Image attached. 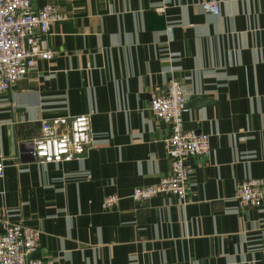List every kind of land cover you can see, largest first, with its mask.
<instances>
[{
    "label": "crops",
    "instance_id": "crops-1",
    "mask_svg": "<svg viewBox=\"0 0 264 264\" xmlns=\"http://www.w3.org/2000/svg\"><path fill=\"white\" fill-rule=\"evenodd\" d=\"M33 0L54 2L55 51L0 94V232L41 231L47 264H264V203L242 206L238 181L264 178V0ZM187 89L186 129L208 132L192 156L188 197L138 202L136 186L172 172L171 125L152 96L172 78ZM91 112L85 156L42 162L43 118ZM117 192L119 204L102 207Z\"/></svg>",
    "mask_w": 264,
    "mask_h": 264
},
{
    "label": "built area",
    "instance_id": "built-area-1",
    "mask_svg": "<svg viewBox=\"0 0 264 264\" xmlns=\"http://www.w3.org/2000/svg\"><path fill=\"white\" fill-rule=\"evenodd\" d=\"M204 11L221 12L217 0L202 2ZM67 16L54 2L35 6L33 0H0V94L38 66L55 51L47 44L54 22ZM187 89L184 82L172 77L167 86L155 93L150 109L155 118L168 122L171 132L166 138V151L172 159V172L155 183L136 186L130 197L138 202L158 194H174L186 201L192 167L188 159L211 151L208 132L186 129ZM41 134L34 138V151L42 162H64L85 156L94 144L92 113L55 115L43 118ZM5 156L0 149V177L5 173ZM235 197L242 206L264 203V178L251 177L238 181ZM117 192L104 197L102 207L119 204ZM41 231L22 221L7 222L0 232V264H47L33 256L38 249Z\"/></svg>",
    "mask_w": 264,
    "mask_h": 264
}]
</instances>
